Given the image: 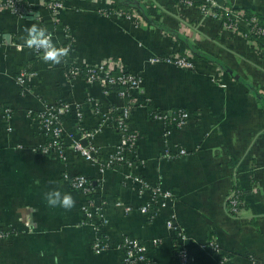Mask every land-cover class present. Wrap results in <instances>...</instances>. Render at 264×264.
Masks as SVG:
<instances>
[{
  "label": "crops",
  "instance_id": "1",
  "mask_svg": "<svg viewBox=\"0 0 264 264\" xmlns=\"http://www.w3.org/2000/svg\"><path fill=\"white\" fill-rule=\"evenodd\" d=\"M24 1L31 6L28 15L0 9V227L11 231L0 245V264H123L119 245L125 237L144 244L149 264H180L174 233L166 226L171 215L188 237L193 264H220L208 249L210 241L228 256L224 264H264V53L258 42L202 10L208 4L264 17V0H197L193 6L121 0L131 5L127 9L117 0H61L64 8L57 14L48 8L52 0ZM109 8L137 16L109 18L104 15ZM32 24L45 27L57 47L71 38L82 68L113 61L142 78L144 103L129 121L138 136L134 169L120 166L102 174L70 149L82 126L93 133L92 145L105 156L111 153L118 132L101 118L125 101L83 77L67 78L62 63H44L24 45L25 29ZM172 55L193 59L195 68L151 62ZM29 67L35 76L24 93L16 78ZM58 102L82 108L81 121L75 115L63 120L65 160L42 154L47 140L29 117L30 111ZM178 108L190 112L191 120L165 136V126L150 114ZM165 148L188 154L168 159ZM66 173L86 176L101 191L104 232L114 248L94 252L95 231L83 213L87 198L65 182ZM138 178L151 188L171 190V208L153 219L143 214L149 188L137 184ZM53 188L70 193L75 207H48L43 193ZM234 191L242 201L239 215L229 210Z\"/></svg>",
  "mask_w": 264,
  "mask_h": 264
},
{
  "label": "built area",
  "instance_id": "2",
  "mask_svg": "<svg viewBox=\"0 0 264 264\" xmlns=\"http://www.w3.org/2000/svg\"><path fill=\"white\" fill-rule=\"evenodd\" d=\"M184 6H193L197 0H177ZM48 8L53 14H57L64 8V3L61 0H52L48 3ZM210 5L202 6L203 12L219 18L213 11ZM0 9L9 10L18 16L28 15L31 13V6L24 0H0ZM104 15L109 18L128 19L136 18L135 12L126 11L121 8H109L104 12ZM231 16L235 22L224 26L238 31V25L243 26L247 33H240L248 39V37H262L264 40V24H260L257 16L251 19H245V13L232 12ZM256 41V40H253ZM257 42V41H256ZM63 47L70 49L69 55L63 60V68L65 75L69 79L83 77L90 84H100L106 93L116 92L125 101L124 105L119 109H111L103 114L101 120L103 123H110L118 132L119 141L114 150L108 155H104L102 150L92 145L93 133L85 130L82 126L80 132L75 138L71 139L70 149H73L78 155L88 162H92L99 167L103 174L108 170L115 169L120 166H127L134 169L136 162L134 160L135 146L138 136L131 131L130 119L135 108L144 103L143 99V80L140 76L124 71L120 65L113 61H107L91 67H80L74 59V43L71 38H68ZM37 57L42 56V52L34 50ZM153 64L169 62L181 69L192 70L195 68V62L186 56L172 55L168 57H153ZM119 72V74H116ZM35 76V72L31 67L19 71L17 82L22 92H29V82ZM89 106L95 114L100 113L99 107L92 100L88 101ZM82 108L78 104H70L66 102H58L47 104L41 112H29L30 119L36 124L40 132L44 135L47 142L43 146L42 154H56L60 159L65 160L67 156L68 136L64 127L63 120L68 115H75L82 120ZM9 111H6L8 114ZM100 115V114H99ZM152 120L161 122L165 126V136H169L174 129H181L187 126L191 120L190 112L178 108L169 112L153 110L150 114ZM102 123V125H103ZM187 150L183 148L169 149L165 148L164 156L168 159H176L187 155ZM65 182H69L73 189L81 192L86 196L87 200L83 207V213L86 217L87 224L93 227L95 238L93 249L96 254H101L115 246L108 239L105 242L104 237L107 236L104 232L106 224L105 217V201L100 195V190L86 176H71L69 173L63 176ZM131 176H126L130 179ZM137 184L143 185L144 188H149V197L141 208V212L149 216L150 219L157 217L160 212L170 209L175 200V195L171 190H164L159 186L149 187L142 179H136ZM96 185V186H95ZM229 210L232 215H239L242 209V201L240 193L234 191L228 199ZM166 226L174 233L176 240V257L180 264H193L194 260L187 248L186 242L188 237L176 222L175 215H171L166 222ZM108 237V236H107ZM11 238V231L7 228L0 227V245ZM157 243V242H155ZM123 250V264H149L147 250L144 244L139 240L125 237L119 245ZM208 249L214 255L219 256L220 264H224L228 256L224 254L213 241L209 242Z\"/></svg>",
  "mask_w": 264,
  "mask_h": 264
},
{
  "label": "clouds",
  "instance_id": "3",
  "mask_svg": "<svg viewBox=\"0 0 264 264\" xmlns=\"http://www.w3.org/2000/svg\"><path fill=\"white\" fill-rule=\"evenodd\" d=\"M27 35L24 38V45L29 49L42 52L40 57L44 63L59 65L69 55L70 49L67 47H57L53 43V36L45 27L32 24L25 29ZM43 198L50 208H61L70 211L75 207L74 197L67 192H62L59 188H53L43 193Z\"/></svg>",
  "mask_w": 264,
  "mask_h": 264
},
{
  "label": "trees",
  "instance_id": "4",
  "mask_svg": "<svg viewBox=\"0 0 264 264\" xmlns=\"http://www.w3.org/2000/svg\"><path fill=\"white\" fill-rule=\"evenodd\" d=\"M117 2H118L117 4L119 7H123L125 9H127V7L131 6L128 3H125V4L122 3L121 0H117ZM231 9L236 12V9H234V8H231ZM213 11L219 16V18L222 20L223 23L230 24V23L235 22V20L231 16V13H227V12H225V10L220 9V8H213ZM244 13H245V16H244L245 19L249 20L252 17L257 16L259 18L260 24H264V17L258 16L256 14H253L250 11H246V10ZM238 31L242 34L247 33L246 29L241 25H238ZM248 39L249 40H256L258 42V44L262 47L263 53H264V40L262 37H258V38L248 37ZM116 74H119V72H116ZM108 239L109 238L107 236L104 237L105 242L109 243Z\"/></svg>",
  "mask_w": 264,
  "mask_h": 264
}]
</instances>
